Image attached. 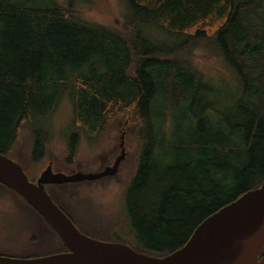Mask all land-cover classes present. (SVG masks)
I'll use <instances>...</instances> for the list:
<instances>
[{
  "label": "trees",
  "instance_id": "trees-1",
  "mask_svg": "<svg viewBox=\"0 0 264 264\" xmlns=\"http://www.w3.org/2000/svg\"><path fill=\"white\" fill-rule=\"evenodd\" d=\"M119 2L116 27L83 18L75 0H0V153L35 181L62 102L71 108L60 164L68 166L82 139L99 144L130 110L135 145L112 218L88 224L52 196L73 182L45 188L72 221L83 219L81 232L106 230L104 237L163 257L264 182V0ZM197 61L229 74V91L203 84ZM0 188L43 224L20 245L0 244L1 255L66 251L25 199Z\"/></svg>",
  "mask_w": 264,
  "mask_h": 264
},
{
  "label": "water",
  "instance_id": "water-1",
  "mask_svg": "<svg viewBox=\"0 0 264 264\" xmlns=\"http://www.w3.org/2000/svg\"><path fill=\"white\" fill-rule=\"evenodd\" d=\"M122 142L121 154L100 171L66 175L53 171L48 163L35 181L28 179L17 161L0 153V183L25 199L66 248L63 252L38 257L0 254V264H264V254L259 256L264 246V182L206 217L185 244L163 257L81 232L52 200L45 186L113 176L124 157Z\"/></svg>",
  "mask_w": 264,
  "mask_h": 264
},
{
  "label": "rangeland",
  "instance_id": "rangeland-1",
  "mask_svg": "<svg viewBox=\"0 0 264 264\" xmlns=\"http://www.w3.org/2000/svg\"><path fill=\"white\" fill-rule=\"evenodd\" d=\"M59 1L62 3L65 2V0ZM75 2L83 18L111 26H120L122 7L119 0H75ZM196 66L201 71L202 76L204 75L205 77L203 84H206L211 90L221 88L220 91L223 92L225 88L226 91H229V88L234 83L229 74L221 72L203 61H197ZM208 96L214 98L215 94L208 92ZM129 115L130 110L125 114L124 119L119 124V128H112L108 136L103 138L99 144L94 145L93 143L90 146L82 139L78 145L77 159L70 166L66 163L60 165L63 164L61 161H64L65 132L71 118L70 104L62 102L54 118V135L52 143L49 146L52 151L51 155L47 153V157L42 162L41 166L43 169L48 163H51L53 171L66 175L76 172L91 173L100 171L105 166L111 165L115 161V158L121 154L122 149L120 143L122 142L121 139L123 140L124 158L121 160L116 173L110 176L111 178L75 182L74 185L69 187L67 184H63L62 188L55 187L58 190H52V196L58 202L60 200L67 203L68 208L64 207L68 211L72 209V213L76 218L87 216L86 221L88 224L94 218L110 219L120 208L122 181L120 182L119 178L121 177V171L126 167V163L131 158L135 145L133 132L131 131L133 125ZM128 121L129 124L127 123ZM27 176L31 180L30 175L28 174ZM73 188L79 191L81 195H75L69 198L70 196L68 194L73 191ZM2 190L0 188V244H6L8 246L20 245L32 232L38 235L39 230L37 227L40 229V226H43V224L15 196ZM48 191L51 192L50 189ZM72 218L76 224L75 226L79 229L78 224L83 219L79 218L77 220L73 216ZM112 223H114V220ZM29 227L30 229L25 231ZM91 228V232L85 229L82 230L86 235L95 237V239L112 240L111 238L103 236L106 230ZM109 242L115 241L112 240Z\"/></svg>",
  "mask_w": 264,
  "mask_h": 264
},
{
  "label": "bare ground",
  "instance_id": "bare-ground-1",
  "mask_svg": "<svg viewBox=\"0 0 264 264\" xmlns=\"http://www.w3.org/2000/svg\"><path fill=\"white\" fill-rule=\"evenodd\" d=\"M124 158V157H123ZM121 160H123V159H121ZM121 163V161L119 162V164ZM119 166V165H118ZM106 177V176H105ZM103 178V177H102ZM99 179H101V178H99ZM94 180V179H93ZM96 180V179H95ZM98 180V179H97ZM84 181H86V180H84ZM61 184H63V183H61Z\"/></svg>",
  "mask_w": 264,
  "mask_h": 264
},
{
  "label": "flooded vegetation",
  "instance_id": "flooded-vegetation-1",
  "mask_svg": "<svg viewBox=\"0 0 264 264\" xmlns=\"http://www.w3.org/2000/svg\"><path fill=\"white\" fill-rule=\"evenodd\" d=\"M75 183V182H74Z\"/></svg>",
  "mask_w": 264,
  "mask_h": 264
}]
</instances>
